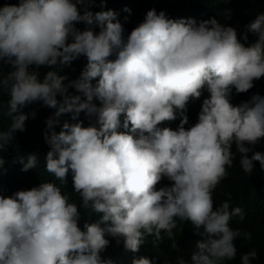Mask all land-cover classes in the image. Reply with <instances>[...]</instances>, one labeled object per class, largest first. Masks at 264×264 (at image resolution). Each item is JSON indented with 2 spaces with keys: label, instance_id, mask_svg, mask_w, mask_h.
I'll return each instance as SVG.
<instances>
[{
  "label": "clouds",
  "instance_id": "obj_1",
  "mask_svg": "<svg viewBox=\"0 0 264 264\" xmlns=\"http://www.w3.org/2000/svg\"><path fill=\"white\" fill-rule=\"evenodd\" d=\"M93 3L0 5V97H8L6 104L0 100V117L10 119L0 127V174L10 148L22 172L40 163L38 154H19L15 144L16 133L36 116L23 109L40 103L55 109L43 130L49 149L44 169L59 181L0 195V264H112L101 257L107 236L123 238L125 251L138 252L153 236L181 252L174 230L185 223L199 239L190 260L177 255L174 264H227L236 256L237 238L250 241L252 234L231 226L233 218L245 219L244 209L230 207V196L214 207V192L237 154L246 175L254 162L264 172V153L254 151L264 138V96L231 103L233 90L247 93L264 78V12L244 25L243 41L248 33L256 36L246 45L237 27L217 18H231V9L197 22L153 8L125 36L118 13H93ZM81 22L88 27L78 29ZM81 58L86 64L78 78L60 74ZM42 68L50 70L41 78ZM205 88L210 95L186 129L188 106ZM65 114L73 122L65 120L57 132ZM178 116L175 130L161 126ZM69 172L80 206L101 214L84 230L77 203L62 190ZM165 178L170 184L158 187ZM259 261L254 249L241 256V264ZM133 264L154 261L140 257Z\"/></svg>",
  "mask_w": 264,
  "mask_h": 264
},
{
  "label": "trees",
  "instance_id": "obj_2",
  "mask_svg": "<svg viewBox=\"0 0 264 264\" xmlns=\"http://www.w3.org/2000/svg\"><path fill=\"white\" fill-rule=\"evenodd\" d=\"M6 2L18 3V0H0V5ZM126 8L130 9L131 12L124 11ZM153 8L157 12L165 11L166 15L171 19L193 18L197 22L207 20L222 10L231 9V18L224 16H218L217 18L221 23H228L237 27L238 38L241 39L242 43H246L247 45L248 43L254 42L256 36L248 33V41H243L244 25L252 21L257 13L264 12V0H103V3L102 0H94L89 10L93 13L107 11L109 9L117 12L118 19L124 27L125 36H127L134 27L143 21L146 12ZM125 17H127V20ZM75 26L80 30L88 27L83 22L77 23ZM93 27L95 31H99L97 26L93 25ZM111 59H114V57ZM85 64L86 60L81 58L73 62L71 67L64 68L60 74H67L69 79H76L79 77ZM8 70V66H4V71L7 72ZM48 70L50 69H40L41 78ZM254 85L252 89L243 94H235V90H233L231 103L233 105H239L242 102L249 101L254 93H259L261 96H264V78L255 81ZM69 93L77 94L74 89H69ZM209 95L205 88L201 97L189 104L187 111L188 123L185 125L186 129L197 122L202 102ZM57 98L61 99L60 97ZM7 99L8 97L6 95L0 97V100L5 104ZM95 102L99 104L98 101ZM3 111H6V108ZM23 111L25 113L35 111L36 116L34 119L30 117L26 121V131L16 133L15 144L19 145V154L26 155L33 152L38 154L40 163L36 169L22 172V166L14 162L18 155L17 151L14 148H10L5 153L7 162L4 168L6 171L0 174V195L4 196H10L18 190L31 189L45 180L59 184V181L55 180L44 169V158L49 149L43 139V130L45 128L46 118L52 115L55 109L41 107L40 103H35L27 106ZM79 119L84 122V126H88L89 118L84 113L80 114ZM65 120L73 122L71 121V114H65L60 118V125L55 126L57 132L60 131V127ZM9 123L10 119L8 117H0V127L6 129ZM179 124L180 117L178 116L175 121L165 122L161 126L171 127L175 130ZM233 151L235 152V145H233ZM254 151L264 153V138L255 146ZM249 156H251V153H249ZM228 172L229 176L222 181L214 192V207L228 200L230 196V207L239 206L245 212V219L239 221L238 218H233L231 226L251 232L252 239L246 241L242 237L237 238L236 256L233 260L228 261L227 264H241V256L252 249L256 250L259 255V264H264V172H261L259 162H254L253 173L251 176L246 175L240 168L239 154H237L233 167L229 168ZM168 184L170 182L165 178L158 187ZM62 188L63 192L70 196V202L74 201L78 205V211L80 213L78 226L81 230H84L83 226L85 223H95L100 219L101 214L91 212L90 209H84L80 206V198L73 190L71 172L67 176V183ZM174 232L176 243L181 252L173 250L170 247L171 241L169 239L165 238L162 242H156L153 236H147L145 238V242L140 246L138 252L125 251L123 238L107 236L106 238L110 243L106 250L101 253V257L104 260L110 259L112 264H133V260L140 257H148L154 261V264H166V261L168 264H174L177 255H183L186 260H190V254L194 250L195 242L199 237L193 235V228L190 223L178 224V228ZM118 239L119 243L117 242Z\"/></svg>",
  "mask_w": 264,
  "mask_h": 264
}]
</instances>
